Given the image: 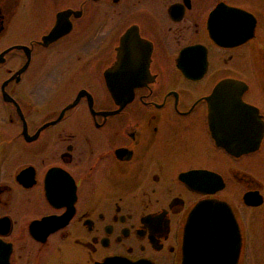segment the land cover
I'll list each match as a JSON object with an SVG mask.
<instances>
[{"label": "flooded vegetation", "instance_id": "af4514ba", "mask_svg": "<svg viewBox=\"0 0 264 264\" xmlns=\"http://www.w3.org/2000/svg\"><path fill=\"white\" fill-rule=\"evenodd\" d=\"M209 199L192 264H264V0H0V264H184Z\"/></svg>", "mask_w": 264, "mask_h": 264}, {"label": "water", "instance_id": "95a60500", "mask_svg": "<svg viewBox=\"0 0 264 264\" xmlns=\"http://www.w3.org/2000/svg\"><path fill=\"white\" fill-rule=\"evenodd\" d=\"M108 88L111 91V82L108 83ZM220 88L221 85H218L213 93L211 103H210V114H209V124L211 129V134L217 145H225L226 141L224 139L225 135H235L239 134L240 131H236L233 129H228V131L224 130L225 126L228 125L222 122V117L219 115V110L221 107V97H220ZM232 103L238 105L241 109L248 110L249 107L244 104L240 95L236 94L230 97ZM224 127V128H223ZM258 128L254 127L253 134L257 135ZM261 135V128H260ZM232 145L230 141L227 147L230 149ZM228 222L229 225L225 228L227 231H232L234 229V219L230 212L229 206L216 199L202 200L195 204L191 212L189 213L186 223H185V234H184V242L186 245L185 253L186 256L184 258V264H192V257L190 256V247L193 245L194 239H199L198 244L202 247L206 243L205 240V232L208 230L211 231H221L216 224ZM210 224H212L210 226ZM219 242V241H216Z\"/></svg>", "mask_w": 264, "mask_h": 264}]
</instances>
